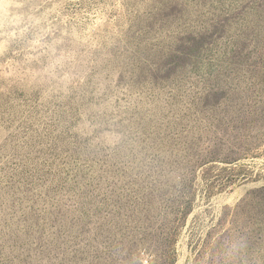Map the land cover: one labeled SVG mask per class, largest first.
<instances>
[{
    "label": "rangeland",
    "instance_id": "374dc122",
    "mask_svg": "<svg viewBox=\"0 0 264 264\" xmlns=\"http://www.w3.org/2000/svg\"><path fill=\"white\" fill-rule=\"evenodd\" d=\"M0 264H264V0H0Z\"/></svg>",
    "mask_w": 264,
    "mask_h": 264
}]
</instances>
